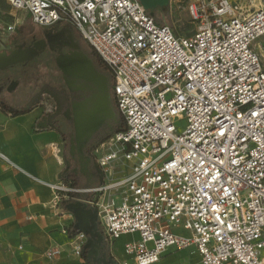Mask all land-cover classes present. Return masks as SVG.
<instances>
[{
  "label": "built area",
  "instance_id": "built-area-1",
  "mask_svg": "<svg viewBox=\"0 0 264 264\" xmlns=\"http://www.w3.org/2000/svg\"><path fill=\"white\" fill-rule=\"evenodd\" d=\"M4 1L42 28L71 26L106 67L121 117L91 148L98 181L60 177L54 205L95 207L109 244L132 235L116 264L191 243L201 264H264L263 0H183L189 34L140 0ZM85 240L74 230L76 255Z\"/></svg>",
  "mask_w": 264,
  "mask_h": 264
},
{
  "label": "crops",
  "instance_id": "crops-1",
  "mask_svg": "<svg viewBox=\"0 0 264 264\" xmlns=\"http://www.w3.org/2000/svg\"><path fill=\"white\" fill-rule=\"evenodd\" d=\"M44 110L43 105L18 111L0 105V151L19 167L0 160V264H94L73 252V215L64 203L54 205L49 183L72 174L84 186L97 182L98 177L69 170L74 165H66L61 130L43 120ZM104 242L113 264L125 256L124 241ZM52 247L59 252L50 256L47 251ZM174 250L186 254L184 248L169 247L152 264L162 263ZM187 263L194 264L189 259L182 264Z\"/></svg>",
  "mask_w": 264,
  "mask_h": 264
},
{
  "label": "water",
  "instance_id": "water-1",
  "mask_svg": "<svg viewBox=\"0 0 264 264\" xmlns=\"http://www.w3.org/2000/svg\"><path fill=\"white\" fill-rule=\"evenodd\" d=\"M140 1L148 9L157 3L167 2V0ZM63 44L69 46L70 49L65 52L59 51L55 57V64L60 69L64 83L69 90H82L81 97L72 100L66 112L72 122L68 153L78 161V164L73 167L74 172L76 174L80 172L89 177L91 174L88 166L89 157L84 151V146L100 127L110 125L116 118L110 95V79L108 75L95 67L86 52L78 49L79 45L76 42ZM36 47L38 46L35 44V47L27 48L25 54L15 60L2 62V64L0 62V69L31 57L36 52ZM15 83L11 81L8 89H11ZM64 206L73 215V226L76 232H83L86 235L81 255L90 259L94 264H113L114 259L105 251L99 253L100 246L104 243V235L99 228L97 209L79 199L67 201Z\"/></svg>",
  "mask_w": 264,
  "mask_h": 264
},
{
  "label": "flooded vegetation",
  "instance_id": "flooded-vegetation-1",
  "mask_svg": "<svg viewBox=\"0 0 264 264\" xmlns=\"http://www.w3.org/2000/svg\"><path fill=\"white\" fill-rule=\"evenodd\" d=\"M35 23V22H34ZM36 24V23H35ZM36 26V25H33ZM32 26V28H34ZM40 31V36L34 38L30 45L16 43L15 40L9 42L6 46L0 48V52L9 53L11 50H21L23 48L35 47V43L40 41L41 45L36 47V52L29 58H26L21 61H17L13 64H8L5 68H9L11 73L5 75L4 83L0 84V105L2 107L8 108L13 111H18L26 108H30L34 105H40L43 101V94L47 93V97L45 98L49 100L47 102L48 110L43 115V120L49 125H56L61 128V130L67 129L64 134H62L63 138V148L67 149L69 146L70 136L72 134V122L67 116L66 112L68 107H70V103L72 100H77L82 95V90H69L63 80L62 73L60 69L55 64V57L59 51H68L70 49L69 46L63 44L65 42H76L79 45L78 49L83 50L90 57V53L87 52L85 46L81 43V40L86 44L87 42L76 34L75 30L71 26H61L59 23L55 24L51 27L42 28L40 26H36ZM50 41V43H49ZM52 42V43H51ZM52 45V46H51ZM45 53H51L52 64L55 67L56 74L52 73V76H48V79H44L39 81L37 76L32 75L31 68H34V61ZM92 59V58H91ZM93 61V60H92ZM31 64L30 67L25 68L24 66L27 64ZM37 63V62H36ZM95 67L96 63L93 61ZM34 65V66H32ZM4 70V69H2ZM31 72L28 76V79L20 81L16 75L17 74H27ZM105 73L104 71H102ZM106 74V73H105ZM107 75V74H106ZM33 77V78H32ZM11 81H15L16 83L13 85L11 89H8V85ZM4 93H8L10 96L6 97ZM116 113V112H115ZM121 122V117H118L116 114V118L110 123V125H106L105 127H100L91 137L89 142L84 146V151L89 157V170L91 174H96L98 177L97 168L93 163V156L91 152L92 146L95 142L102 136L100 133L103 129L113 127H118ZM64 131V130H63ZM69 154V153H68ZM69 157H71L69 155ZM76 159V158H74ZM77 160V159H76ZM78 163V161H77ZM74 172V170H73ZM80 174V173H79ZM108 252L107 246L105 242L100 246L99 253Z\"/></svg>",
  "mask_w": 264,
  "mask_h": 264
},
{
  "label": "rangeland",
  "instance_id": "rangeland-1",
  "mask_svg": "<svg viewBox=\"0 0 264 264\" xmlns=\"http://www.w3.org/2000/svg\"><path fill=\"white\" fill-rule=\"evenodd\" d=\"M150 11L153 12L156 20L168 24L175 33L177 34H189L192 32L194 23L190 20L187 11L185 9L184 1L183 0H167L166 3H157L154 7L149 8ZM35 24L30 15L22 9H15L11 7L7 2L4 0H0V48L3 46H6L9 42L15 40L16 43L26 44L30 45L31 42L34 40V38L40 36V31L36 26H33ZM32 26L34 28H32ZM81 39V38H80ZM81 43L85 46L87 52L91 54L92 49L89 47L88 44H86L84 41L81 40ZM34 61V68H31V72L33 71L34 76L39 77L38 80L42 81L44 79H48V76H52L53 74H56V69L54 65L52 64L51 60V53H45L42 56L39 57ZM37 62V63H36ZM31 64H27L24 67L28 69ZM4 69V70H2ZM9 68H1L0 69V84L4 83L5 81V75L11 73ZM28 72L27 74H17L16 77L22 81L25 79H28V76L31 75ZM31 75V76H32ZM33 78V77H32ZM2 94H4L6 97H9L10 95L8 93H4L2 91ZM111 95V90H110ZM47 93L43 94V101L40 105L45 106L44 113L48 110L47 102L49 100L45 99L47 97ZM112 99V95H111ZM113 102V100H112ZM176 126L180 129L184 127L186 124V118L180 117L175 120ZM60 130L61 128L58 127ZM116 127H113L115 129ZM111 129L110 131H112ZM67 131V129H62ZM109 131V132H110ZM108 132V133H109ZM62 143L64 145L63 139ZM66 149V148H65ZM67 150V149H66ZM80 181L83 180V177L81 174L78 175ZM120 193H115L114 195V201L115 203L120 202ZM174 231L182 233L185 232V229H183L182 226L174 227ZM132 235L129 234H123L120 237H118L119 243L129 239ZM173 248V247H171ZM185 255H179L178 252L175 250L171 253L168 252V255L164 257V260L160 264H182L188 259L194 262V264H200L198 261V253L196 251V246L194 243H191L184 247ZM197 254V257H196Z\"/></svg>",
  "mask_w": 264,
  "mask_h": 264
},
{
  "label": "trees",
  "instance_id": "trees-1",
  "mask_svg": "<svg viewBox=\"0 0 264 264\" xmlns=\"http://www.w3.org/2000/svg\"><path fill=\"white\" fill-rule=\"evenodd\" d=\"M158 21V20H157ZM160 22V21H158ZM90 57L92 58V60L96 63V66L101 69L102 71H104L107 75H109L106 67L104 66V64L101 62V60L97 57V55L95 54V52L92 50L91 51V54H90ZM112 105H113V108L116 112V114L118 115V117H120V114H119V111L117 110L114 102H112ZM113 129V128H112ZM111 129L109 128H106V129H103L100 133H102L101 135H105L107 134ZM65 132L63 130H61V134H64ZM64 155L65 157L68 159L67 160V163H69V165H71V163H73V165H77V160L72 158V157H69V154L67 152V150L64 148ZM69 170H71L73 172V169H72V166L69 167Z\"/></svg>",
  "mask_w": 264,
  "mask_h": 264
},
{
  "label": "bare ground",
  "instance_id": "bare-ground-1",
  "mask_svg": "<svg viewBox=\"0 0 264 264\" xmlns=\"http://www.w3.org/2000/svg\"><path fill=\"white\" fill-rule=\"evenodd\" d=\"M35 44L37 46H40L41 42L38 41ZM25 51H27V49L13 50L10 54H7L6 52L5 53L0 52V62L2 64V62L4 63V62H7V61L15 60V59L21 57L22 55H24Z\"/></svg>",
  "mask_w": 264,
  "mask_h": 264
}]
</instances>
